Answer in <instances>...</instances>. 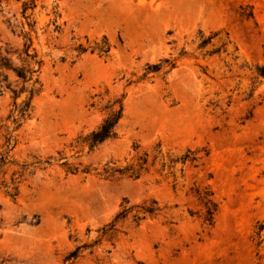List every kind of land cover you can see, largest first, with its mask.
I'll return each mask as SVG.
<instances>
[{
  "label": "rangeland",
  "instance_id": "374dc122",
  "mask_svg": "<svg viewBox=\"0 0 264 264\" xmlns=\"http://www.w3.org/2000/svg\"><path fill=\"white\" fill-rule=\"evenodd\" d=\"M23 33L39 92L16 129L0 69V264H264V0H0L14 67Z\"/></svg>",
  "mask_w": 264,
  "mask_h": 264
},
{
  "label": "trees",
  "instance_id": "16d2710c",
  "mask_svg": "<svg viewBox=\"0 0 264 264\" xmlns=\"http://www.w3.org/2000/svg\"><path fill=\"white\" fill-rule=\"evenodd\" d=\"M26 8L23 11V14H25ZM25 18H28L27 16ZM31 30V25H28ZM22 38L24 40L23 49H22V55L23 58L21 59L22 66L21 67H14L10 61V59L7 58H0V69L4 68L6 70H9L12 72V74L15 76V78L19 81H21L22 86L18 89H11L9 86L6 88L9 89V91L12 94L13 99V116H12V122L16 125V129L19 127V121L24 119L28 116L30 108H31V100L34 96H36L39 92L37 88H35L37 84L36 78H34V75L36 73V69H34V66H39L40 62L36 60V55L33 49H31V37L27 33L22 34ZM208 42V39L204 40L202 42V45L206 44ZM105 52V51H104ZM6 78L3 77V81H5ZM25 94V98L18 104L16 101L17 99L22 95ZM122 113V107L119 105L117 110L111 111L102 121V123L98 126V128L94 131H92L86 138L85 143L88 145L89 149H93L97 145L113 139L115 137V127L121 117ZM12 138L11 136H7L4 138V146L5 151L0 154V168L5 164L7 154L12 150L13 145H11ZM115 172V171H114ZM117 172V171H116ZM14 193L11 196H15L17 192V188H12ZM129 209L122 210L119 214H117L113 220V223L116 222L119 219H123ZM154 212L153 208H145L143 209V213L152 214ZM208 219L207 221H211V212H207ZM113 228V224H110L106 230L103 231L105 233L107 230H111ZM88 246L82 245L75 247L73 251H71L68 256L65 258V262H71L75 260L80 250L86 249Z\"/></svg>",
  "mask_w": 264,
  "mask_h": 264
}]
</instances>
